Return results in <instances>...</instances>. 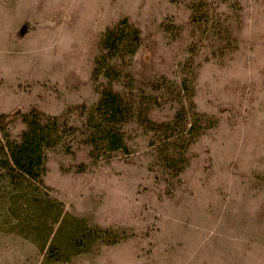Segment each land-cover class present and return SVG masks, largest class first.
I'll return each instance as SVG.
<instances>
[{"label":"rangeland","instance_id":"obj_1","mask_svg":"<svg viewBox=\"0 0 264 264\" xmlns=\"http://www.w3.org/2000/svg\"><path fill=\"white\" fill-rule=\"evenodd\" d=\"M192 1L0 0V115L11 138L31 108L70 107L78 120V105L97 102L98 40L123 17L141 32L127 66L135 84L185 79L213 120L178 175L136 124L124 127L128 153L107 161L91 162L84 147L47 151L40 195L119 236L50 264H264V0H205L208 33L188 26ZM173 100L161 97L151 116L170 119ZM8 191L0 181V264H42L46 248L19 234L28 225L17 227Z\"/></svg>","mask_w":264,"mask_h":264},{"label":"trees","instance_id":"obj_2","mask_svg":"<svg viewBox=\"0 0 264 264\" xmlns=\"http://www.w3.org/2000/svg\"><path fill=\"white\" fill-rule=\"evenodd\" d=\"M204 6L205 0L189 5L188 26L200 33L216 29L209 23ZM140 44V30L126 17L104 29L91 70L92 80L99 83L95 85L99 98L90 107L81 104L75 108L78 120H72L74 109L70 107L60 114L31 108L21 115L24 127L13 139L7 131L5 115H0V181L6 184L10 200L15 203L11 212L17 221H26L28 225L19 234L46 248L42 264L66 261L89 251L96 243L110 245L119 240L116 232L68 216L61 203L40 195L47 151L60 149L72 153V147H84L91 162L107 161L118 152L128 153L124 127L136 124L149 133L156 160L178 175L187 162L185 153L189 145L213 125L212 119L196 111L192 89L185 79L176 85L161 76L149 88L135 84L127 66ZM188 89L181 98L180 93ZM164 95L173 96L178 107L170 119L157 120L151 112ZM79 168L82 169L81 164ZM27 214L32 219L21 218ZM18 226L23 224L19 222ZM34 232L38 236H31Z\"/></svg>","mask_w":264,"mask_h":264}]
</instances>
